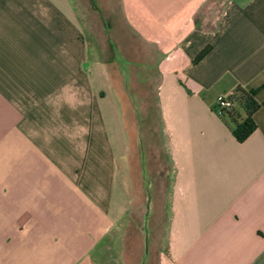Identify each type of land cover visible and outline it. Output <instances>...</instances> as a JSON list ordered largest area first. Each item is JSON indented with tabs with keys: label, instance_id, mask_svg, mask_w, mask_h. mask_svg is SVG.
Instances as JSON below:
<instances>
[{
	"label": "crops",
	"instance_id": "0c3cea01",
	"mask_svg": "<svg viewBox=\"0 0 264 264\" xmlns=\"http://www.w3.org/2000/svg\"><path fill=\"white\" fill-rule=\"evenodd\" d=\"M139 46L152 123L119 83ZM238 87L244 143L215 111ZM139 205L160 264H264V0H0V264H104Z\"/></svg>",
	"mask_w": 264,
	"mask_h": 264
},
{
	"label": "rangeland",
	"instance_id": "374dc122",
	"mask_svg": "<svg viewBox=\"0 0 264 264\" xmlns=\"http://www.w3.org/2000/svg\"><path fill=\"white\" fill-rule=\"evenodd\" d=\"M121 49H118L120 56ZM134 56L127 60H135L134 63L121 62L119 57L118 70L120 75L127 76V80L119 78L123 90L129 91L131 98L138 108H144L146 112L139 111V119L152 123L156 116V103L158 91L157 70L158 52L156 49L135 47L132 49ZM122 55H125L122 53ZM146 62H143V58ZM127 72V73H126ZM125 91V90H124ZM164 220V218H162ZM171 226L168 222L153 223L148 221L147 208L136 206L133 219L117 232V243L111 242L110 252L103 256L104 264H160L161 253L168 250V233Z\"/></svg>",
	"mask_w": 264,
	"mask_h": 264
},
{
	"label": "trees",
	"instance_id": "16d2710c",
	"mask_svg": "<svg viewBox=\"0 0 264 264\" xmlns=\"http://www.w3.org/2000/svg\"><path fill=\"white\" fill-rule=\"evenodd\" d=\"M257 90H247L238 87L231 95L233 106L231 108H216L217 114L229 121L233 127V135L237 142L244 143L257 130L254 119L262 104L257 101Z\"/></svg>",
	"mask_w": 264,
	"mask_h": 264
},
{
	"label": "built area",
	"instance_id": "2783aa9c",
	"mask_svg": "<svg viewBox=\"0 0 264 264\" xmlns=\"http://www.w3.org/2000/svg\"><path fill=\"white\" fill-rule=\"evenodd\" d=\"M232 106H233V102L231 100V95L230 96H219L217 98V107H219V109L231 108Z\"/></svg>",
	"mask_w": 264,
	"mask_h": 264
}]
</instances>
